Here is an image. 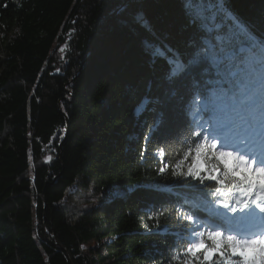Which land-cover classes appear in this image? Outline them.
<instances>
[{
    "label": "trees",
    "instance_id": "16d2710c",
    "mask_svg": "<svg viewBox=\"0 0 264 264\" xmlns=\"http://www.w3.org/2000/svg\"><path fill=\"white\" fill-rule=\"evenodd\" d=\"M261 81L264 0H0V264H235L197 124Z\"/></svg>",
    "mask_w": 264,
    "mask_h": 264
},
{
    "label": "rangeland",
    "instance_id": "374dc122",
    "mask_svg": "<svg viewBox=\"0 0 264 264\" xmlns=\"http://www.w3.org/2000/svg\"><path fill=\"white\" fill-rule=\"evenodd\" d=\"M213 8V7H212ZM219 12L224 13L225 15H227L225 13V10L220 7ZM228 16V15H227ZM244 102V101H243ZM246 104L248 105V103L246 102ZM203 108L206 107V104L203 103L202 104ZM232 105H230L231 107ZM230 107L227 106H222L221 107V111L225 112L226 110H228ZM235 106H232V108H234ZM255 110V109H254ZM252 110V112L254 111ZM264 117V115L262 116ZM261 117V118H262ZM264 132V125L262 126H258L256 129H253L251 127H246V128H241V127H235L234 131L232 134H239V136L243 137L244 139H250V140H257L258 137L255 136L257 133H263ZM218 143H220V141H218ZM236 161V159H234ZM218 161L220 162V164L228 171V172H233L235 171V166H234V162L233 159L230 157H220L218 159ZM237 163L239 165H241L239 163V161L237 160ZM187 168V166H186ZM200 173H205L207 175V178L210 179L211 181H215L221 185H223L221 183V179L220 176H218L217 174L214 175H210V172H208V170L206 169L205 165L201 162V160L197 157L194 159L193 161V166L191 168V174L196 176L197 178H200ZM243 176H237V179L239 181H242L243 184V191L241 193H238L235 196V208H237V211H243L245 213V216L247 218H251L253 216V214L255 213V215H257L258 213L260 214V217L258 218V220H264V210L260 212V209L257 208L256 206H259L260 208H264V182L262 180H264V175H258L257 179L255 180V182H257V186L259 188V194H258V198L255 200V206H252V204L254 203V199L250 200L247 198L246 194H245V189L248 187V181L247 178L242 179ZM263 198V199H262ZM230 207H224L223 205H216V213H225ZM233 211H236L233 209ZM254 215V217H255ZM194 227H196L199 229L201 226H198L197 224H194ZM193 227V228H194ZM194 230V229H193ZM217 237L216 242L220 243L222 241L223 238H230V239H234L235 235H227L224 236L222 231H218L214 234ZM191 249H190V254L192 256H196L198 254H202V252L205 253V258L209 261L213 260V258L215 256H223L222 252H221V246L217 245L214 251H209L207 249H205V246L202 244V238L200 233H192L191 234ZM231 254L240 258V259H244L246 260V255L243 252V247H241V249H237L236 251L232 250ZM248 262V261H247ZM249 263V262H248ZM250 264H264V249H263V253L259 254V257H256L254 259V261H251Z\"/></svg>",
    "mask_w": 264,
    "mask_h": 264
},
{
    "label": "water",
    "instance_id": "95a60500",
    "mask_svg": "<svg viewBox=\"0 0 264 264\" xmlns=\"http://www.w3.org/2000/svg\"><path fill=\"white\" fill-rule=\"evenodd\" d=\"M65 140H66V139H64V142H65ZM64 142H63V143H64Z\"/></svg>",
    "mask_w": 264,
    "mask_h": 264
}]
</instances>
